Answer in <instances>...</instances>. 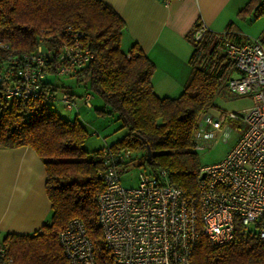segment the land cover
<instances>
[{"label":"trees","instance_id":"1","mask_svg":"<svg viewBox=\"0 0 264 264\" xmlns=\"http://www.w3.org/2000/svg\"><path fill=\"white\" fill-rule=\"evenodd\" d=\"M261 13L264 0H247L237 16L255 18ZM124 27L122 17L103 0H0V147L24 145L35 150L44 165L51 208L48 220L37 230L4 235L17 264H67L57 235L73 217L83 222L97 264H113L97 220L96 196L103 188L100 174L105 146L138 151L140 165L150 172L164 170L170 184L186 193L196 189L201 163L194 134L203 116L215 107L216 95L227 89L225 82L232 72L223 38L232 42L245 39L233 30V21L224 34L206 30L197 40L194 27L186 35L192 44L191 70L183 88L177 96H160L151 83L153 62L135 45L128 51L122 49ZM68 28L81 33L82 43L92 54L71 75L82 91L70 92L75 96L89 92L92 99L100 98L102 104L95 111L114 115L120 128L126 129L121 137L91 151L83 147L88 132L77 112L65 118L44 99L45 92L57 90L52 76L43 81L38 99L3 94L7 83L17 81V59L41 45L53 62L69 37ZM259 37L264 42V31ZM132 159L131 155L128 161ZM191 264H264V243L254 234L239 233L238 227L230 240L218 244L200 232L192 247Z\"/></svg>","mask_w":264,"mask_h":264},{"label":"built area","instance_id":"2","mask_svg":"<svg viewBox=\"0 0 264 264\" xmlns=\"http://www.w3.org/2000/svg\"><path fill=\"white\" fill-rule=\"evenodd\" d=\"M206 30L200 22L193 38L199 39ZM66 34L69 37L53 62L41 45L17 59V81L4 86L6 98L38 99L48 76H71L88 62L92 54L82 43L81 33L68 28ZM223 42L232 67L226 88L235 95H247L251 104L242 112L203 116L193 138L196 150L213 137V131L223 130L227 118L241 120L244 128L221 160L201 164L195 191L186 193L170 184L164 170L153 173L147 168L139 173L136 185L124 186L120 174L127 170L132 151L103 148L97 220L113 264H191L192 247L200 232L218 244L230 240L235 227L264 243V42L259 36L240 42L223 38ZM55 92H45L44 99L59 100L77 112L79 107H91L89 92L75 96L64 89L59 97ZM57 239L67 264H97L81 219L71 218ZM0 264H17L3 238Z\"/></svg>","mask_w":264,"mask_h":264},{"label":"crops","instance_id":"3","mask_svg":"<svg viewBox=\"0 0 264 264\" xmlns=\"http://www.w3.org/2000/svg\"><path fill=\"white\" fill-rule=\"evenodd\" d=\"M103 1L125 22L122 49L135 45L153 62L151 83L160 96L181 92L191 70L192 44L186 35L196 24L221 33L233 21V30L247 39L234 22L245 0ZM44 182V165L33 148L0 147V238L30 233L48 220L51 208Z\"/></svg>","mask_w":264,"mask_h":264},{"label":"rangeland","instance_id":"4","mask_svg":"<svg viewBox=\"0 0 264 264\" xmlns=\"http://www.w3.org/2000/svg\"><path fill=\"white\" fill-rule=\"evenodd\" d=\"M247 0H245V3ZM244 3V4H245ZM234 22L239 24L243 34L247 38H256L264 31V13L257 17L248 16L242 18L236 16ZM3 69V66H2ZM57 84L56 96L61 95L62 90L80 92L82 88L75 84L73 76L50 77ZM215 107L212 108L209 115L212 118L220 117L229 112H242L250 106L251 101L247 95H235L228 89L220 91L214 98ZM91 108L79 107V111L68 110L64 104L59 101H53L49 106L65 118L73 117L76 112L77 119L84 125L88 135L83 143L86 151L102 147L117 138L121 137L126 129L120 128V122L111 114H98L94 107L101 106L100 98L94 97L91 101ZM241 121V120H240ZM239 120L227 118L223 123L222 131H213L211 137L205 145L197 150L201 164H209L221 160L235 144L241 134L244 125ZM132 161L128 164L127 170L120 174L121 183L124 186H134L137 184L139 173L145 168L140 165L141 157L138 151H132Z\"/></svg>","mask_w":264,"mask_h":264},{"label":"water","instance_id":"5","mask_svg":"<svg viewBox=\"0 0 264 264\" xmlns=\"http://www.w3.org/2000/svg\"><path fill=\"white\" fill-rule=\"evenodd\" d=\"M146 153H147V157H149V155H150L149 147H147V151H146Z\"/></svg>","mask_w":264,"mask_h":264}]
</instances>
